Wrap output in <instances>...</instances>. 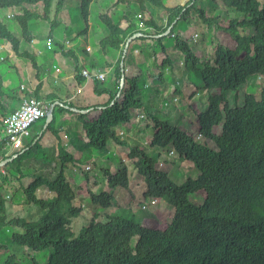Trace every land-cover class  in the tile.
<instances>
[{"label":"trees","instance_id":"obj_1","mask_svg":"<svg viewBox=\"0 0 264 264\" xmlns=\"http://www.w3.org/2000/svg\"><path fill=\"white\" fill-rule=\"evenodd\" d=\"M75 1L85 24L81 31L84 36L93 0ZM196 1L188 0L184 5L165 7L164 0H115L116 5L130 7L134 4L141 16L146 11V3L164 7L167 12L164 27L151 18L141 17L138 21L145 28L140 29L126 13L122 16L99 15L105 35L98 47L105 56L103 68L115 77L116 87L113 90L109 83L108 86L105 84V79L92 78L93 93L97 97L108 96V99L87 107L62 102L53 95H48L47 101L42 99L41 67L37 64L36 54L23 49L21 39L0 20V40L10 44L16 57L29 60L36 71L35 77L39 79L35 89L29 92L20 86L5 89L0 78L1 131L4 132V118L19 105L8 110L4 98L21 101V98L29 96L49 104L57 100L59 103L54 107L53 119L40 137L48 131L58 138V129L54 127L55 111H66L76 118L89 138L85 146L106 154L108 139L120 145L127 143L118 138L115 128L126 126L129 129L133 116L142 110L153 122L152 127L151 124L147 127L153 131L149 146L175 152L181 161L192 163L199 171L195 178H184L178 184L154 167L155 161L151 155L144 153L139 142L134 145L129 143L127 153L122 155L124 159H118V165L113 170H102L109 191L98 195L89 190L85 192L92 204L99 203L106 212L103 215L105 221L98 220L100 215L93 211L89 224L75 233L71 224L80 216L81 207L73 204L75 194L63 170L68 163H75L76 160L68 152H59L61 170L57 177L49 181L36 176L23 188L27 204H34L44 212L39 218L27 221L22 218L7 219L5 185L0 183V264H264V0L262 3L257 0H221L223 10H233L241 15L231 17L226 26L219 22L218 15H207L204 9L196 7ZM65 2L0 0V10L18 9L13 19L18 24L22 40L30 44L33 35L29 24L33 21L48 23V37H51L59 27L58 15ZM192 8L197 10L205 24L213 26L215 46L212 61L203 59L200 51L178 35L177 25L183 22L187 27V16ZM168 28L169 33L163 35ZM240 29H247L248 32L242 33ZM135 33L142 35L130 42L129 54L124 55L125 43ZM70 35L66 29L65 36ZM145 41H150L146 47L150 48L151 44L154 53L159 51L166 55L162 64L157 66V75L146 73L155 82L149 92L156 93L164 87L163 70L172 65L171 55L167 53L170 47L183 56L185 72L189 71L200 79L208 92L207 107L196 114L197 134L203 137L202 142L178 124L171 125L168 117L160 120L153 116L149 103L144 106L148 90L143 75L147 68L144 62L138 63L140 73L136 76H124L120 63H124L125 58L133 60L135 44ZM55 44L59 53L72 64L77 84H83L86 78L82 72L88 66L82 64L74 49L64 52L65 46L58 39ZM113 52L119 55L116 60L111 55ZM90 68L98 70L100 67L92 62ZM253 76L263 80L259 98L252 93L239 97L238 90ZM172 77L174 94H178L179 79L175 75ZM121 78L124 83L122 88ZM71 108L92 110L76 113ZM35 138L33 136L25 149L6 164L9 172L20 173L23 161L31 159L40 149L41 138ZM209 141L215 144L216 149L209 147ZM3 147L4 139H1L0 162L6 158ZM34 158L39 157L36 155ZM125 159L133 163L145 184L144 200L163 199L173 208L169 222L162 224L150 216L141 219L129 208L117 206L114 192L125 190L129 185ZM81 174L87 186L90 175L85 171ZM41 186H46L54 195L39 198L36 191ZM196 196L200 197V202L194 199ZM11 198L12 195L8 200ZM44 251H48L47 259L41 263L35 256Z\"/></svg>","mask_w":264,"mask_h":264},{"label":"rangeland","instance_id":"obj_2","mask_svg":"<svg viewBox=\"0 0 264 264\" xmlns=\"http://www.w3.org/2000/svg\"><path fill=\"white\" fill-rule=\"evenodd\" d=\"M187 1L188 0H165L164 5L165 7H176L182 3L185 4ZM257 1L260 3L263 2V0ZM196 7L204 9L207 15H218L219 22L225 26L228 24L231 17H241L240 14L235 13L233 10H223L221 8V0H215V2L214 0H197ZM145 8L146 11L141 16L138 7L134 4L129 7L128 5H116L115 0H93L89 7L87 32L83 36L81 35V31L85 27V24L80 15L77 2L75 0H66L61 12L58 15V21L60 23L59 27L51 36L54 42L53 52H50L45 46V39L49 35L50 26L48 23L33 21L29 24V28L33 35V42L28 44L22 40L18 24L13 19V15L18 11V9L11 8L0 10V20L10 27L12 32L19 39H21V47L23 49H26L30 53L36 54L37 64L39 67H41L39 79L44 78L48 73V69L50 70L55 79L49 75L46 76L47 81H49V91H53L52 93L59 92L60 95H62L60 97L62 102L66 101L65 97L67 92H71L69 94L76 97L79 102L90 100V102H94L93 104L95 105L105 102L108 99V96L103 95L100 98L97 97L92 91L91 81L89 83L87 82V84L84 85V87L80 90L77 88L72 90L70 88L66 89L68 86H70L68 78H65L63 82H61L64 84L65 88L59 84L60 77L58 79V71L56 68L60 69L61 67L58 66L59 64L57 65L55 60L52 59L51 61L48 59L49 54L52 58V53H59V47L55 44V41L58 39L59 42L65 46L64 52H66L67 49H74L81 59L82 64L88 66L86 69L90 73L91 71L106 73L105 84L108 86L109 83V86H112L113 90H115V77L113 75L111 76L110 71H105L103 68L105 65V56L101 54L98 47L100 39H102L105 35V32L99 21V15L107 13L112 16L117 14L122 16L124 13H126L127 16L131 17L133 21H135L140 29L145 28V26L138 21V19L141 17L144 19L151 18L159 25L163 27L166 26L167 12L165 11L164 7L153 6L146 3ZM187 18L188 24L186 28L183 22H179L177 25L179 37L182 40H187L190 46L200 51L203 54V59L212 61L215 46V40L213 39V26H208L205 24L199 17V13L195 8L190 10ZM66 29H68V32L71 33L69 37L65 36ZM240 31L242 33L248 32L247 29H240ZM168 33L169 31L166 34ZM73 37H75V40H72ZM149 42L150 41H145L143 43L135 44V49L132 53L133 60L130 61L128 58H125V62L123 63L124 76H136L138 73H140L138 69V63L144 62L147 68L143 71V75L146 79L145 81L148 89L144 98V106L149 103L150 112L153 116H157L160 120H165L166 117H168L171 125L178 124L181 129L195 135V138L198 142H202L203 137L197 134L196 114L199 111H203L207 107L208 92L203 88L200 79L195 78L189 71L185 72L183 56L176 50H173L172 47L168 48L167 50V53L171 55L172 65L169 68L165 67L163 70L164 87L156 93L153 91L149 92V89L152 87V83L155 82H153V79L148 77L146 73H149L152 76L157 75L159 73L157 66L162 64V61L166 56L163 52L158 51L154 53L151 49V44L150 48H147L146 44L149 45ZM144 47L146 48L144 49ZM130 48L131 45L129 43L126 50V52H128H125L126 54L124 55L129 54ZM83 51L88 53V55H85ZM9 55H11L13 58L15 57L14 60L11 59ZM111 55L114 60H116L119 56L117 52H113ZM58 57L60 56L58 55ZM67 59L68 58H65L66 62L70 64V61ZM92 62L96 63L100 68L98 70L91 69L90 65ZM54 65L55 68H53ZM29 73L33 76H35L36 73V71L31 66V62L29 60L16 57L10 47V44L0 40V78L10 80L11 83L9 85L12 88H18L20 83H22V90L27 91L30 89L28 83ZM172 75H175V77L179 79L178 86L180 92L178 94H174L175 83L173 81ZM262 82L263 80L259 77H251L247 83L243 85L240 90H238L239 97L242 98L245 93H252L257 98H259L260 87L263 84ZM58 86L59 88H57ZM195 88H198V90L195 91ZM47 96L48 95L45 94V91H43L41 94L42 99H46L47 101ZM45 105L48 108L49 105L47 103H45ZM90 110L88 112H90ZM55 115L56 123L54 124V127L55 129H58V138L48 131L43 134L42 138L40 137V133L43 131L45 122L43 118H40L30 126V135L25 139L26 141H30L33 136L36 137V140L41 138L39 141L40 149L36 151V154L34 153L31 159L23 161L21 165L22 170L20 173H11V171L9 172V169L6 166L7 163L3 166H0V171H5L4 175H0V183H4L5 185L4 192L6 193V197L7 195L9 197L12 195L11 200H8L7 198L6 202L8 203L11 201L10 203L13 205H23L21 207L23 213H20V217H22V219L25 221L28 219L35 220L39 218L41 212L34 204H32V206L30 205V210L28 207H25L27 202L23 194V188L32 182L36 176L46 178L49 181L56 178L61 170L59 152L62 151L72 154L76 160L75 163H68L67 168L63 170L66 180L70 182L72 190L75 194L73 204L81 207L80 216L76 217L71 224V228L75 233L79 232L82 227H85L89 224L93 211L100 215L98 220L105 221L103 215L106 212L101 209L99 203L92 204L90 196L86 195L85 192L89 190L98 195L102 191H109L106 184L107 180L103 179L102 170H113L118 165V159H124L123 153H127L129 149V143L134 145L135 143L139 142L144 153L148 156L151 155L155 161L154 167L161 172L168 174L169 178L173 182L180 184L184 181V178H195L199 174V171L192 163L181 161L175 152H166L163 149H157L149 146V139L152 137L153 131L152 128L147 129V127L150 124L152 127L153 122L149 117H146L142 110L139 111L138 115L135 114L133 116L131 121L133 124L129 129L126 126L123 128H115L118 138L127 143L120 145L114 143L112 139H108V153L106 154H102L93 147L85 146L88 143L89 138L86 136L81 124L76 120V118H74V116H72L70 113H67L66 111L60 113L55 111ZM0 120H2V117H0ZM64 128L66 130H64ZM75 130L78 132H75ZM2 136H4V132L0 130V138H2ZM47 137H49V142L44 144ZM208 145L209 147L216 149V146L213 142L209 141ZM59 147L61 148L59 149ZM9 150L10 148H6L3 149V152ZM5 155V157L12 159L10 152L7 154L5 153ZM36 155L39 158H34ZM125 161V165L129 173V185L125 190L117 189L116 192H114L117 206L129 208L136 214L137 217L141 219L146 216H150L160 220L159 222H162V224L169 222L172 217L173 208L163 199L144 200L143 191L145 190V184L142 181L140 174L134 169L133 163L126 159ZM40 168H42V170ZM82 171H85L90 175L89 184L87 186L85 184L84 176L81 174ZM45 187L46 186H41L40 189L36 191V195L39 198L46 199L54 195L53 192L49 194L47 188ZM47 195L50 196L47 197ZM190 198H193V196H190ZM194 199L200 202L199 196L194 197ZM6 205L7 212H11L12 206L10 204ZM27 212L31 213V218H26L28 215ZM9 213L8 216H10ZM36 214L39 216L34 217ZM29 253L32 256L34 255V253L31 251ZM47 254L48 251L39 253V256H35L36 260L44 263L47 259Z\"/></svg>","mask_w":264,"mask_h":264},{"label":"built area","instance_id":"obj_3","mask_svg":"<svg viewBox=\"0 0 264 264\" xmlns=\"http://www.w3.org/2000/svg\"><path fill=\"white\" fill-rule=\"evenodd\" d=\"M45 46L49 50L53 49L54 42L51 37L45 39ZM82 74L85 76L86 80H91L95 77L103 81L106 77V73H100L99 71L90 73L87 70H83ZM21 89H23V87H21ZM45 103L47 102L38 100L34 97H23L18 107L4 118V136H2V139H4L3 149L10 148L11 157L16 158L18 153L25 149V139L30 135V126L40 118H43L50 106V104L47 103L49 105L47 108ZM4 174L5 171H0V175Z\"/></svg>","mask_w":264,"mask_h":264},{"label":"crops","instance_id":"obj_4","mask_svg":"<svg viewBox=\"0 0 264 264\" xmlns=\"http://www.w3.org/2000/svg\"><path fill=\"white\" fill-rule=\"evenodd\" d=\"M165 1V0H164ZM181 5H184L183 3L181 4ZM165 6V5H164ZM50 51V50H49ZM39 52V51H38ZM50 52H52V51H50ZM40 53V52H39ZM53 55H52V58H51V55L49 54V57H48V59L49 60H51L52 61V59L53 60H55V62L57 63V65L59 66V67H61L60 69L59 68H56V70L58 71V79H59V77H60V82H59V84L63 87V88H65L64 87V84L63 83H61V82H63V80L65 79V78H68V80H69V84H70V86H68L66 89H68V88H70L71 90L72 89H74V88H77L78 90H80V89H82L83 87H84V85H86L87 84V82L89 83L91 80H85L84 82H83V84H81V85H79V84H77V82L75 81V71H74V69H73V67H72V64L70 65V64H68L67 62H66V60H65V57H63L60 53H52ZM58 55L60 56V57H58ZM10 57H11V59H13L14 60V58L11 56V55H9ZM60 58V59H59ZM16 66V65H15ZM53 68H55V65L53 66ZM43 71V70H42ZM45 71V70H44ZM46 72V71H45ZM47 73V72H46ZM47 75H49V76H51L52 78H54L53 77V75L51 74V72H50V70L48 69V73H47ZM46 75V76H47ZM44 77V78H42V79H40L41 80V82H42V88H41V91H40V96H41V94H42V92L43 91H45V94H47V95H53V96H55V97H57V98H59L60 99V97L62 96V95H60V93L59 92H55V93H52L51 91H49V89H50V87H49V81H47V77ZM8 78V77H7ZM55 79V78H54ZM1 80H2V84H3V87L5 88V89H10V88H12V87H10V80H8V79H3V78H1ZM38 79L35 77V76H33V75H31L30 73L28 74V83H29V86H30V89L29 90H27V91H32V90H34L35 89V87H36V85H37V81ZM23 84L22 83H20V87H23L22 86ZM57 86V85H56ZM57 88H59V86L57 87ZM56 88V89H57ZM25 89V88H24ZM69 93H71V92H67V94H66V101L65 102H74L75 103V105L77 106V107H87V106H93L94 104V102H90V100H85V101H83V102H79L78 100H77V98L76 97H74L73 95L71 96V94H69ZM102 97V96H101ZM100 98V97H99ZM22 99V98H21ZM57 101V100H56ZM4 102H5V104H6V107H7V109L8 110H10V109H12V108H14V107H16L19 103H20V100L19 101H12L11 99H9L8 97L7 98H4ZM95 102H97V101H95ZM96 105V104H95ZM17 108V107H16ZM75 109H77V108H75ZM68 113V112H67ZM0 117H1V114H0ZM75 118V117H74ZM64 130H66L65 128H64ZM75 132H78L77 130H75ZM74 132V133H75ZM2 138H0V140H1ZM36 140V139H35ZM34 140V141H35ZM81 140H83V139H81ZM28 142L29 141H26L25 142V144L27 145L28 144ZM47 142H49V137H47L46 138V140H45V142H44V144H46ZM84 142V141H83ZM3 152V151H2ZM10 152V151H9ZM5 153L7 154L8 152L6 151H4L3 152V156L5 157ZM123 154H125V153H123ZM122 154V155H123ZM47 156V155H46ZM6 158H9V157H6ZM41 170H42V168H40ZM22 170V169H21ZM45 188H47V187H45ZM40 189V188H39ZM38 189V190H39ZM37 190V191H38ZM47 191H48V193L49 194H51V191H49L48 189H47ZM37 193V192H36ZM48 196H50V195H47V197ZM51 197V196H50ZM7 198L9 199V196L7 195ZM11 201H9L8 203L7 202H5V207H6V213H7V216H8V213L10 212H7V205L6 204H10L11 206H12V211L9 213L10 214V216H8V219H12V218H22V217H20V213H23V210L21 209V207L23 206V205H13V204H11L10 203ZM32 206V205H31ZM25 207L27 208L28 207V209L30 210V205H28V204H25ZM38 208V207H37ZM40 212H41V215L43 214V211L42 210H40V208L38 209ZM13 212V213H12ZM15 212V213H14ZM18 214V215H17ZM27 217L26 218H28V217H32V215H31V213H29V212H27ZM40 215V216H41ZM36 216H39L38 214H36L34 217H36ZM39 216V217H40ZM28 220H31V219H28Z\"/></svg>","mask_w":264,"mask_h":264},{"label":"water","instance_id":"obj_5","mask_svg":"<svg viewBox=\"0 0 264 264\" xmlns=\"http://www.w3.org/2000/svg\"><path fill=\"white\" fill-rule=\"evenodd\" d=\"M169 30H170V28H168L164 34H166ZM141 35H142L141 33H135V34H133L132 36H130L127 39V41L125 43V46L123 48V54H125L129 43L133 39H135L136 37H139ZM160 36L161 35H157V37H160ZM120 66L122 67L123 66V63H120ZM123 84H124L123 83V79L121 78V80H120V88H122ZM117 95H119V92L117 93ZM58 103H59L58 101H55V102H53V103L50 104V106H49V108H48V110L46 112V115H45V122H44L43 131L47 128V126L49 125V123L52 121V119H53V110H54L55 105H57ZM71 110L74 111V112H76V113H87L90 109H88V110H79V109L71 108ZM42 132L40 133V135H42ZM12 159H14V158L12 157ZM12 159L11 158L4 159L3 161L0 162V166H3L6 163L12 161Z\"/></svg>","mask_w":264,"mask_h":264}]
</instances>
